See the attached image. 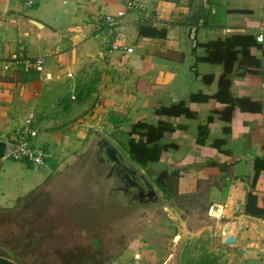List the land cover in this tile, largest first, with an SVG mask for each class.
Segmentation results:
<instances>
[{
	"label": "crops",
	"instance_id": "0c3cea01",
	"mask_svg": "<svg viewBox=\"0 0 264 264\" xmlns=\"http://www.w3.org/2000/svg\"><path fill=\"white\" fill-rule=\"evenodd\" d=\"M134 1L137 7L122 0H35L27 7L0 0V264H170L166 235L178 213L160 189L167 210L133 221L112 246L95 239L80 249L75 233L64 237L60 221L45 216L59 210L67 177L97 136L127 149L129 139L140 140L129 134L134 123L159 120L167 130L146 168L196 163L179 170L174 194L196 196L214 222L225 223L223 246L226 236L235 238L225 245L233 251L229 264H264V213L249 214L264 210V0ZM105 15L114 21L107 24ZM246 36L257 65L242 59ZM225 39L237 51L227 76L231 118L206 122L211 107L226 103L214 98L221 65L201 58ZM16 51L42 58V72L2 69ZM179 101L192 117L155 114ZM29 116L46 153L43 165L9 155L7 140ZM153 170L155 178L159 168Z\"/></svg>",
	"mask_w": 264,
	"mask_h": 264
},
{
	"label": "water",
	"instance_id": "95a60500",
	"mask_svg": "<svg viewBox=\"0 0 264 264\" xmlns=\"http://www.w3.org/2000/svg\"><path fill=\"white\" fill-rule=\"evenodd\" d=\"M84 153L59 198L60 216L56 219L66 236L102 230L103 235L113 237L133 221L167 210L155 184L113 141L97 136ZM234 242L233 235L224 238L227 245Z\"/></svg>",
	"mask_w": 264,
	"mask_h": 264
},
{
	"label": "trees",
	"instance_id": "16d2710c",
	"mask_svg": "<svg viewBox=\"0 0 264 264\" xmlns=\"http://www.w3.org/2000/svg\"><path fill=\"white\" fill-rule=\"evenodd\" d=\"M243 40H240L241 44V54L242 59L248 61V63L257 65L258 60L252 58L249 54V46L251 44V37L246 36L243 37ZM229 39H225L224 41L217 40L212 42L207 49V54L205 57L201 58L202 60H207L213 64H220L222 67V73L218 79V91L214 95V98L226 103V106L223 107H211L209 115L206 118V122L216 121V120H223L225 122L229 121L231 118L232 108L234 99L231 97L230 94V80L227 77L228 74L231 72L233 63L237 60V51L232 49V46H229ZM224 46V47H223ZM254 74V73H253ZM213 76L212 75H205L204 81L211 82ZM242 104L245 102L241 100ZM155 114L158 116H179L184 115L186 117H192V112L186 106L183 101H179L174 103L170 106H162L155 110ZM131 131L129 134H139L140 140L134 141L133 139H129L127 142V149L126 156L139 168L146 169L145 171L149 170L146 168L148 160L153 158L152 156L155 154L157 141L163 136V133L167 130L165 127V123L162 120H159L156 125H148L146 123L137 122L134 123L131 127ZM226 130V129H225ZM196 163H190L186 165H179L175 166V170H168L167 167L159 166V171L154 175L155 178L153 179L154 182L157 184L163 196L167 199L172 196L170 193L171 187L169 186L170 180L175 179L178 175L180 169H188L191 167H196ZM255 195H249V201L251 203L255 199ZM246 212H250L248 206L246 208ZM264 213V210H255L250 212L249 214L254 215H261Z\"/></svg>",
	"mask_w": 264,
	"mask_h": 264
},
{
	"label": "rangeland",
	"instance_id": "374dc122",
	"mask_svg": "<svg viewBox=\"0 0 264 264\" xmlns=\"http://www.w3.org/2000/svg\"><path fill=\"white\" fill-rule=\"evenodd\" d=\"M120 149L126 155L125 149L121 146ZM162 165H164V167H167L165 163L152 164L150 166H153V168L157 169ZM153 168H150L146 171V177L150 180V182L155 183L153 180L154 178H152V175L149 174V172L151 171L154 172ZM175 185V179L170 180L169 186L171 187L172 194L175 193ZM155 186H157L156 183ZM156 188L159 191V187L157 186ZM171 199L172 201L170 202V205L173 210L178 213V221L176 222L179 225L180 221L181 227L178 225H173L171 234L169 233L168 235H166L167 237L172 239L171 246L172 252L174 253L173 258L170 260V264L234 263L233 261L231 262L230 260H228L229 254L233 253V251L229 250L231 248H227L225 246L226 244L223 246L221 242L222 240L219 230H221V227H223L225 223L214 222L210 215L205 212L207 211L206 204H204L203 202H199V198L197 199L196 196H178L174 194L172 195ZM54 207L57 206L54 205ZM57 209L47 212L45 216L49 217V221H54L56 218H59L60 215ZM101 234L103 235L102 230L97 233L92 232V235L88 234L87 232L75 233V237L76 239H78L77 245L83 247L80 249H87L89 242H92V240L93 242H96L94 240L98 239L101 241L102 245L103 243H107V246H112L111 243L113 242L115 236L109 238V240H106V238H104L103 236L100 238ZM92 251L94 254V247ZM145 256L153 259L149 250L146 251Z\"/></svg>",
	"mask_w": 264,
	"mask_h": 264
},
{
	"label": "built area",
	"instance_id": "2783aa9c",
	"mask_svg": "<svg viewBox=\"0 0 264 264\" xmlns=\"http://www.w3.org/2000/svg\"><path fill=\"white\" fill-rule=\"evenodd\" d=\"M127 7L138 6L134 0H122ZM35 0H24L27 7L32 6ZM118 16H123L124 11L121 10L117 13ZM103 20L107 24H111L114 18L111 15H105ZM99 29V25H97ZM189 37L193 44L195 43V27L190 28ZM257 41L262 40V35L256 37ZM13 67H21L23 71H30L31 69L41 73L43 70L42 58H30L22 51L10 53L7 58L2 61V69L8 70ZM71 76V75H69ZM32 116L25 120V124L16 128L15 132L10 136L12 139L7 140L11 145L10 157L16 161L30 162L34 165H43L46 153L43 148L36 143L38 136L37 129L31 126ZM5 138V134L0 131V139Z\"/></svg>",
	"mask_w": 264,
	"mask_h": 264
}]
</instances>
